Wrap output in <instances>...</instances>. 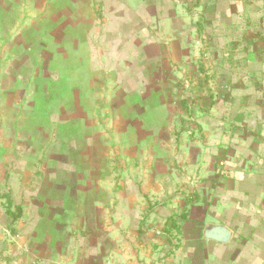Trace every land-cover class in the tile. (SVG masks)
<instances>
[{
    "label": "rangeland",
    "instance_id": "374dc122",
    "mask_svg": "<svg viewBox=\"0 0 264 264\" xmlns=\"http://www.w3.org/2000/svg\"><path fill=\"white\" fill-rule=\"evenodd\" d=\"M0 264H264V0H0Z\"/></svg>",
    "mask_w": 264,
    "mask_h": 264
},
{
    "label": "water",
    "instance_id": "95a60500",
    "mask_svg": "<svg viewBox=\"0 0 264 264\" xmlns=\"http://www.w3.org/2000/svg\"><path fill=\"white\" fill-rule=\"evenodd\" d=\"M234 232L223 224H207L204 228L203 237L206 240L226 245L233 238Z\"/></svg>",
    "mask_w": 264,
    "mask_h": 264
},
{
    "label": "trees",
    "instance_id": "16d2710c",
    "mask_svg": "<svg viewBox=\"0 0 264 264\" xmlns=\"http://www.w3.org/2000/svg\"><path fill=\"white\" fill-rule=\"evenodd\" d=\"M200 29L199 30H201V27H199ZM19 216H20V214H22V208L20 207L19 208ZM15 218H18L19 216L18 215H15V214H13V213H11ZM173 220V219H172ZM174 226H177V224H176V221L174 222ZM168 233H170L169 231H168Z\"/></svg>",
    "mask_w": 264,
    "mask_h": 264
},
{
    "label": "crops",
    "instance_id": "0c3cea01",
    "mask_svg": "<svg viewBox=\"0 0 264 264\" xmlns=\"http://www.w3.org/2000/svg\"><path fill=\"white\" fill-rule=\"evenodd\" d=\"M213 242V241H212Z\"/></svg>",
    "mask_w": 264,
    "mask_h": 264
}]
</instances>
